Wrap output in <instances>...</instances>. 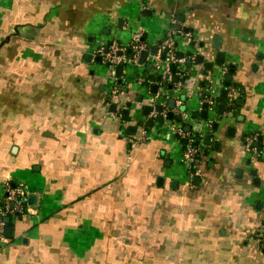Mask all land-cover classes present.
<instances>
[{"label": "crops", "instance_id": "1", "mask_svg": "<svg viewBox=\"0 0 264 264\" xmlns=\"http://www.w3.org/2000/svg\"><path fill=\"white\" fill-rule=\"evenodd\" d=\"M167 33L188 54L167 84L143 81L150 52L95 59ZM169 112L197 134L198 175ZM19 182L0 264H264V0H0V212Z\"/></svg>", "mask_w": 264, "mask_h": 264}, {"label": "built area", "instance_id": "2", "mask_svg": "<svg viewBox=\"0 0 264 264\" xmlns=\"http://www.w3.org/2000/svg\"><path fill=\"white\" fill-rule=\"evenodd\" d=\"M175 39L171 33H167L161 42L159 43L158 52L153 55L152 67L153 71L159 73L163 80H166L170 76L169 66L174 63L177 66V74L182 76V65L185 61V57H177L174 53L175 48ZM126 47L131 48L132 55L127 57L125 50ZM147 49V44L143 40L140 34H136L132 37L127 46H120L115 42H110L108 44H100L97 48L98 55L101 56L102 61L107 65L111 72H114L116 66L123 65V63L129 59L130 61L136 62L139 58L141 52ZM165 52L166 58H160V53ZM141 78H138V83H141ZM179 85L181 82L178 83ZM117 92V87L114 86L110 90V97H113ZM235 95V89L230 87L227 92V98H233ZM205 102L207 104V109L213 110L216 104V97L213 92L208 91L207 96H205ZM152 105L154 104V98H151ZM153 108V107H152ZM157 112L153 108L150 112L151 117H155ZM183 119L182 116L178 121L171 125V131L177 139H185L186 143L183 145L182 152V161L187 166L189 173L191 175H198L201 173V164L199 160V150L194 138H192L187 131L183 128ZM244 147L246 151L252 155L256 154V148L253 146V138L248 137L244 141ZM5 201H4V210L0 212V240L3 239V229H4V220L3 215L7 212H14L18 214L23 213L24 205L26 202V191L25 187L21 182L17 184H5ZM11 202L12 205L10 209L7 207V203Z\"/></svg>", "mask_w": 264, "mask_h": 264}, {"label": "water", "instance_id": "3", "mask_svg": "<svg viewBox=\"0 0 264 264\" xmlns=\"http://www.w3.org/2000/svg\"><path fill=\"white\" fill-rule=\"evenodd\" d=\"M176 27H178V25H177ZM217 40H218V38L215 37V38H214V44H213V46H214L215 48H218V47H219V44H218V41H217ZM149 52H150L151 55L153 56V55H155V54L157 53V48H156L155 46H150L149 49H147V50H143V51L141 52L140 56H139V63H142L143 59L147 56V54H148ZM152 56L148 57V60L151 61V62H149V63L147 64V67H148V68H150L151 65H152V59H153ZM222 56H223V53H222V52H218V53H217V60H218L219 62L221 61ZM90 57H91V54L87 53V54H86V59H87V58H90ZM160 58H163V53H160ZM95 59H96L97 61H100V60H101L100 56H96ZM200 59H201V58H198V61H200ZM174 68H175V64H171V65L169 66V70H170V71H174ZM120 72H121L120 69H118V70L115 72V74H116V75H119ZM230 72H232V68L229 69V73L226 75V77H227L228 79L230 78ZM177 79H178V77H177V76H174L173 81L176 82ZM153 87H154V90H155V86H153ZM169 87H170V85H169ZM224 96H225V91H222V92H221V97L219 98V102H218V104H217V110L220 111V112H222V111L224 110V104H223V98H224ZM168 105H169L171 108L174 107V105H175L174 98H171V99L169 100ZM128 106H130V104H128ZM203 106L206 107V103H204ZM147 109H149V108H145V111H146ZM156 109H157L158 111L161 110V106H160V105L156 106ZM126 111H127V110H124V113H125ZM172 114H173V112H169L168 115H167V117H168L169 119H171ZM205 117H206V116H205V113L202 112V118H205ZM218 118H221V115H219ZM162 121H163V117H162L161 115H158V116L156 117V122L161 123ZM215 126H216V123L213 124V127H215ZM185 128L188 129L189 126L187 125V126H185ZM255 144H256V142H255ZM30 198L33 199L34 196L30 195ZM11 205H12V203L10 202V203H9V206H11ZM5 220L7 221L8 218H5ZM5 231H6V232H9V231H10V226H9V225L5 226Z\"/></svg>", "mask_w": 264, "mask_h": 264}, {"label": "trees", "instance_id": "4", "mask_svg": "<svg viewBox=\"0 0 264 264\" xmlns=\"http://www.w3.org/2000/svg\"><path fill=\"white\" fill-rule=\"evenodd\" d=\"M175 46H176V44H175ZM125 53H126L127 57H130V56L132 55V50H131V48L126 47ZM161 53H163V58H166V54H165V52H161ZM174 53H175V55H176L177 57L183 56V55L179 54L175 48H174ZM184 57H185L186 60H187V59H188V54L185 55ZM189 60H192V59L189 58ZM194 60H196V59H194ZM190 62H191V61H190ZM172 64H174V63H172ZM170 65H171V64H170ZM121 67H122V65H118V66H116V69H117V68H121ZM151 68H152V69H151ZM151 68H149V69L145 72V76H144L145 79H144L143 81L146 82L147 84H149L150 86H151V83H152L153 81H155V82H157V83H161V84H163V83L167 84V81L163 80V79L161 78V75H160L159 73L154 72V71H153V67H151ZM170 73H171L172 75H173L174 73H177V66H176V64H175L174 71H170ZM178 77L181 78L182 76L179 75ZM225 82H226V80H225ZM205 96H207V91H206L205 94H204V97H205ZM171 119L179 120V119H180V116H179L178 114H176V115H175V114H172ZM183 128H184L185 131H187V133H188L192 138H194V141L196 142L197 134L191 132V131L189 130V128H188V129H186L185 127H183ZM180 140H181V142H182L183 145L186 143V140H185V139H180Z\"/></svg>", "mask_w": 264, "mask_h": 264}, {"label": "rangeland", "instance_id": "5", "mask_svg": "<svg viewBox=\"0 0 264 264\" xmlns=\"http://www.w3.org/2000/svg\"><path fill=\"white\" fill-rule=\"evenodd\" d=\"M174 39H176L177 37L176 36H173ZM177 50V49H176ZM182 157V156H181Z\"/></svg>", "mask_w": 264, "mask_h": 264}]
</instances>
